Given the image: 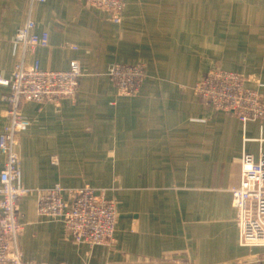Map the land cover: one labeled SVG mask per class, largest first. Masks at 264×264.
Returning a JSON list of instances; mask_svg holds the SVG:
<instances>
[{"label": "crops", "instance_id": "0c3cea01", "mask_svg": "<svg viewBox=\"0 0 264 264\" xmlns=\"http://www.w3.org/2000/svg\"><path fill=\"white\" fill-rule=\"evenodd\" d=\"M30 15L46 18L37 31H48L51 47L27 62L68 69L78 58L91 73L77 99L22 105L31 124L21 135V181L32 192L19 212L30 228L39 222L34 236L18 234L24 264H264V246L242 245L227 219L225 194L241 180L243 154L264 151V120L244 124L194 90L219 67L264 96V0H125L119 24L82 0H0L7 77L24 55L12 28ZM116 62L145 63L137 95H117L102 78ZM8 91L0 86V120ZM3 161L0 151V169ZM87 183L118 203L110 243L75 242L62 221L38 215L40 189Z\"/></svg>", "mask_w": 264, "mask_h": 264}, {"label": "built area", "instance_id": "2783aa9c", "mask_svg": "<svg viewBox=\"0 0 264 264\" xmlns=\"http://www.w3.org/2000/svg\"><path fill=\"white\" fill-rule=\"evenodd\" d=\"M82 2L87 8L104 10L107 22H122L125 0ZM40 24H46L45 17L30 15L24 23L13 26L12 40L23 47L24 55L11 77L0 70V86L9 87L4 96L9 107L0 120V151L4 155L0 169V264H24L18 234L27 231L34 236L39 232V222L33 223L30 228L31 222L19 212L20 200L32 192L21 181V135L31 124L30 119L22 113V105L26 101L58 104L64 98L77 99L81 94V78L91 73V69L78 58L71 60L68 69L44 67L38 58L27 62V55L35 54L39 47L50 50L48 31H37ZM66 46L78 48L73 43H66ZM145 76L143 62H116L102 74L105 81L116 85L117 95L126 96L140 92ZM245 83L243 74L214 67L203 74L194 90L215 109L233 112L244 124L264 120V96L256 89L247 88ZM241 162L240 182L225 191L226 217L238 223L242 245L264 246V151L258 158L245 152ZM37 209L39 217L62 221L68 236L75 242L92 247L110 243L114 239L118 203L114 199L98 196L95 188L88 183L78 188L56 184L40 189Z\"/></svg>", "mask_w": 264, "mask_h": 264}]
</instances>
